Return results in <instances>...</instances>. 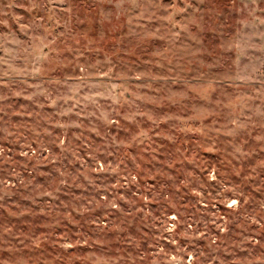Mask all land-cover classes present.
<instances>
[{"label":"clouds","instance_id":"1","mask_svg":"<svg viewBox=\"0 0 264 264\" xmlns=\"http://www.w3.org/2000/svg\"><path fill=\"white\" fill-rule=\"evenodd\" d=\"M233 4L234 19L225 37L207 51L201 38L205 20L192 0H113L110 9L89 10L105 23L102 36L78 27L67 0H47L43 13L28 20L14 18L17 28L0 33V87L7 89L0 95V108L13 114L23 110L33 122V134L13 122L0 125V168L8 172L0 184L9 191L28 188L33 181L25 178V169L53 165L56 175L50 184L30 190L53 196L62 185L78 186L84 195L63 216L71 219L103 208L112 221L117 214L139 216L154 230L128 238L140 249L134 257L137 264H264V200L249 207L251 194L218 180L214 170L207 179L221 186L209 190L197 178L196 152L168 161L166 169L146 171L143 162L130 168L121 159L133 144L150 140L143 128L127 137L114 135L102 145L87 137L79 143L67 136L44 139L68 119L79 121L76 127L89 126V132L97 130L93 121L111 130L149 119L142 109L155 106V100L146 99L145 93L187 105L181 113L182 127L201 134H206L205 121L217 120L219 129H231L264 115V0ZM189 8L193 15L185 18ZM219 27L223 31V23ZM12 96L31 104L18 109L4 103ZM193 104L201 110L194 111ZM157 175L167 183L157 186ZM131 185L136 187L129 192ZM186 193L194 199L184 200ZM218 201L227 212L212 210ZM155 202L159 214L151 210ZM93 223L96 237L89 240L81 233L70 244L73 240L61 234L60 247L67 250L87 242L91 251L85 264H121L124 256L111 249L101 251L108 246L100 239L120 225L109 219L93 218ZM3 233L8 235L0 234L2 251L8 255H0V264H19L25 247L43 242L41 237H16L10 229ZM146 236L151 237L144 241L147 249L141 247ZM237 249L247 254L239 258Z\"/></svg>","mask_w":264,"mask_h":264},{"label":"rangeland","instance_id":"2","mask_svg":"<svg viewBox=\"0 0 264 264\" xmlns=\"http://www.w3.org/2000/svg\"><path fill=\"white\" fill-rule=\"evenodd\" d=\"M33 2L37 7H30ZM192 2L199 8L198 15L205 20V31L201 33V38L205 41V50L214 49L215 41L225 37L228 25L234 19L233 0H192ZM239 2L240 0H236V4ZM67 3L76 12L80 29L91 30L98 36L104 34L105 23L90 15L89 10L96 7L110 9L113 6V0H67ZM46 8L47 0H0V33L16 29L15 19L28 20L43 13ZM192 15L193 10L189 8L185 18ZM221 23L224 25L223 31L219 27ZM125 63L128 62L125 61ZM136 63H139V60ZM6 91L7 89L0 87V95ZM145 98L155 100V106L142 109L147 111L149 119L140 118L131 123L125 122L114 126L111 130L98 126L93 121L91 126L96 127L97 130L92 132H89V126L81 124L80 127H76L75 125L80 122L68 119L64 127L52 129L48 135L44 136V139L47 141L58 136H67L69 140L79 143L82 138L87 137L91 143L102 145L114 135L127 137L130 131L134 132L143 128L149 132L150 140L145 144H133L130 151L121 157L128 167H135L137 163L143 162L146 171L157 168L166 169L168 161L180 157L185 152L194 151L198 156L197 178L204 180L209 190L215 192L221 186L217 181L207 179L209 170H214L218 180L235 184L244 193L251 194L249 207L264 200V115L246 121L243 127L231 129L227 127L219 129L217 125L220 122L217 120L205 121L202 127L205 128L206 134H201L182 127L181 113L186 111L187 105L179 100H158L149 97L147 93H145ZM4 103H11L18 109L21 106L26 109L31 101L12 96ZM191 107L194 111L202 108L198 104H193ZM6 121L15 123L29 135L33 134V122L25 118L23 110L13 114L10 109L0 108V125ZM0 136H3L2 132ZM142 157H147V159L142 161ZM70 167L73 171L75 170L74 165ZM23 175L26 179L33 181L28 188L17 186L9 191L0 184V234L8 235L4 234L3 230L10 229L16 237H41L43 242L39 247H25L19 254V264H85V259L91 251L87 242L77 243L75 247L66 250L60 247L58 240L61 234L73 240L69 241L70 244H74L81 233L89 236V240L96 237L97 227L93 223V218L97 221L109 219L120 225L119 228L100 237L108 246L107 249H101V251L109 249L118 251L124 256L121 264H137L134 257L140 249L129 244L128 238L130 236L141 237L142 230L154 231L147 228L139 216L125 217L117 214V218L112 221L111 217L104 216L105 209L97 208L91 213L80 214L70 219L62 214L68 211L73 202L84 195L78 186L62 185L61 190L55 195L48 196L39 190L33 192L30 189L36 185L43 188L50 184L56 175L53 165H40L32 171L25 169ZM5 176H8V172L0 168V177ZM102 176H107V173H102ZM112 178L114 177H109V179ZM154 183L157 186L167 183L166 177L157 175ZM135 187L131 185L129 192ZM183 199L190 202L194 197L186 193ZM216 203L217 208L212 210L228 211L222 203L219 201ZM150 207L153 214H159V202L153 203ZM80 238L83 239V236ZM150 239V236L144 237L141 247L147 249L144 241ZM200 244L203 246L205 242L200 241ZM94 247L99 248L100 245ZM2 248L3 243L0 239V255L7 256L8 253L3 252ZM220 254L227 258L225 253ZM246 254L247 250L242 252L237 249V257L242 258Z\"/></svg>","mask_w":264,"mask_h":264}]
</instances>
